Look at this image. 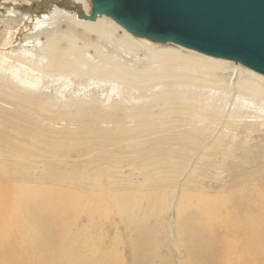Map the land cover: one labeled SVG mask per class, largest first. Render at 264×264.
Masks as SVG:
<instances>
[{"label":"bare ground","instance_id":"bare-ground-1","mask_svg":"<svg viewBox=\"0 0 264 264\" xmlns=\"http://www.w3.org/2000/svg\"><path fill=\"white\" fill-rule=\"evenodd\" d=\"M74 1L92 12V0ZM59 2L45 0L51 6ZM18 7L15 0L0 3V11H9L0 19V264H86L71 252L79 253L78 237L70 236L61 219L66 207L80 214L74 202L86 205L75 193L83 192L77 184L90 174L99 182L109 172L150 171L158 184L173 180L177 187L201 161L218 169L217 157L258 150L253 141L262 125L254 131L242 122L253 110L264 116L263 75L171 43L132 40L106 15L91 23L58 6L43 14ZM119 51L144 57V65L122 64ZM158 87L169 91L161 94ZM165 173L169 177H158ZM73 174L81 176L67 178ZM64 183L66 189L55 191ZM47 192L53 199L62 195V203H48ZM237 197L238 203H189L196 209L193 219H185L183 203L177 205L183 264H264L256 199ZM54 206L64 210L58 217L49 211ZM91 207L92 221L100 203ZM139 236L133 249L138 264H165L155 238ZM168 243L180 248L172 238ZM112 254L93 239L86 253L94 257L91 264H112Z\"/></svg>","mask_w":264,"mask_h":264},{"label":"rangeland","instance_id":"rangeland-1","mask_svg":"<svg viewBox=\"0 0 264 264\" xmlns=\"http://www.w3.org/2000/svg\"><path fill=\"white\" fill-rule=\"evenodd\" d=\"M15 1L20 4V7L18 8L22 12L33 11L37 14H43L52 11L58 6L62 9H66L72 15L76 13L78 15L77 18L80 21L87 22L90 20L82 19L80 16L84 14L90 17V14L92 13L89 14L81 3H77L74 0H60L61 2L52 6L45 3V0ZM25 1L29 2V4ZM1 2L2 0H0V3ZM41 4L43 5L41 6ZM91 7H93V5ZM14 8L17 9V7L12 5L11 10ZM7 16H9V11L2 9L0 11V19H6ZM90 22L95 23V21ZM15 32L16 31H14V34ZM123 33V30L118 31V35L120 36H122ZM58 36L61 38L60 35ZM131 39L137 40L138 36L131 34ZM107 47L111 53L117 52L116 47L112 45H107ZM118 53L122 57V64L138 69H140L139 66L144 65L143 62L145 59L142 56H134L126 52L123 53V51H119ZM233 82H235V80H233ZM155 89H158L157 92H160L161 94L169 91L168 87H158ZM209 93V90L203 91V94H207V96H210ZM230 95L231 102L227 105V108H225L226 116L230 115L229 110L234 103H232L234 93L232 92ZM219 96L223 98L222 94ZM219 96L217 98H220ZM246 117V120L242 122L243 127H246L249 130L250 127H252L255 131L258 130L260 124L262 125V133L259 134L260 139L258 138L253 141L256 147H259L257 148L258 150L249 154L240 153L238 154L239 156H235V159H222L221 157H217L216 164L218 169L210 168L207 161L198 162V170L190 176L188 175V179H185L186 181L184 180V187L182 186L184 182L183 180L180 181V184L177 187L173 180L166 181L164 184H158L159 182H157L156 174L150 171H148V173H131L129 171L119 173L109 172L99 182L95 177L97 174H90L91 179L89 181H80L77 185L78 187H83V192L76 190L75 194L77 195V198L80 197L82 203H85L86 205L82 209L81 204L79 205L78 202H74L78 204H76V207L77 209H80V214L77 216L75 211L73 214L71 212L72 209L66 207L65 214L61 219L62 226L66 227V225H69V231H71L70 236L76 235L78 237L76 241L79 244L77 247H79L80 250L79 253L71 251L74 253V256H80L85 262H87L86 264H91L94 257L93 255L88 257L86 253L88 252L91 240L93 239L104 248V251L107 252L108 250H112L113 254L110 257L112 259L109 260H113L112 264H138L139 260L134 253V250H136L135 247L137 246L136 242L138 241V238H141L139 235L149 233L150 236H153V239L155 238L154 241L157 242L160 253L164 255L165 264H183V260L186 262L185 249L184 246L182 247L179 245V231L177 232V228L175 227L177 222H175L177 212L181 210L178 206L183 203L182 206L184 205L185 208H187L185 212L183 211L185 219H193L196 209L193 210L190 206L196 203H203V199H210V201L207 200L208 203L218 205L217 203H238L237 196L246 200L255 198L260 213L258 215L259 219H257V224L259 227H263L264 116L259 115L257 111L253 110L249 112ZM237 121L239 122V119ZM240 141L242 140L239 139L236 142V145H239ZM79 176L81 175L73 174L67 178L78 179ZM160 176L169 177V173L158 174V177ZM99 184L108 186V188L104 189V186L100 189L95 187ZM68 185L69 183H64V185L56 186L58 190L55 191L61 192L64 188L66 189ZM48 190L53 191L52 187H49ZM61 197L62 195L58 194L53 199L52 193L47 194L48 203L49 201H51L50 203H62ZM94 203H100V213L96 214V216L93 217L94 220L91 221L87 215H90V212L94 213L91 207L94 206ZM189 203H191V205ZM245 203L247 204V211L249 214L251 207H249L248 203L250 202L246 201ZM125 204H128V207H126ZM119 205L124 206L120 209ZM54 207L53 210L51 209L49 211L50 213L52 212L51 214L53 216L58 217V213L64 210H62L61 206ZM54 209L57 211H54ZM186 212H191L190 214L192 215L190 216V214H186ZM262 227L260 229H262ZM190 228L191 225L189 224L187 229L190 230ZM171 238L172 243H175L176 241V245L180 246V248L178 247L175 249L171 246V249L169 247L168 240L170 241ZM67 239L68 237L64 238L65 241H67ZM57 256L63 258L64 253L58 254ZM96 259L99 260L97 257ZM187 262H190L188 257ZM101 264H104V262ZM107 264H109L108 261Z\"/></svg>","mask_w":264,"mask_h":264},{"label":"water","instance_id":"water-1","mask_svg":"<svg viewBox=\"0 0 264 264\" xmlns=\"http://www.w3.org/2000/svg\"><path fill=\"white\" fill-rule=\"evenodd\" d=\"M129 33L232 61L264 76V0H92Z\"/></svg>","mask_w":264,"mask_h":264}]
</instances>
